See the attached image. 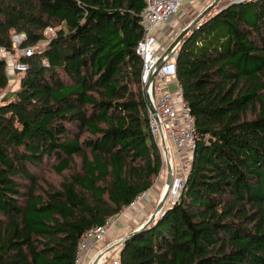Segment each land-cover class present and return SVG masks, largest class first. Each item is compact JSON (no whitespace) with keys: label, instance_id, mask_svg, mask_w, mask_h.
Segmentation results:
<instances>
[{"label":"trees","instance_id":"trees-1","mask_svg":"<svg viewBox=\"0 0 264 264\" xmlns=\"http://www.w3.org/2000/svg\"><path fill=\"white\" fill-rule=\"evenodd\" d=\"M145 4L0 0L2 46L59 28L0 107V264H75L81 236L159 175L135 52ZM175 66L198 133L192 164L120 264H264V0H220Z\"/></svg>","mask_w":264,"mask_h":264},{"label":"built area","instance_id":"built-area-1","mask_svg":"<svg viewBox=\"0 0 264 264\" xmlns=\"http://www.w3.org/2000/svg\"><path fill=\"white\" fill-rule=\"evenodd\" d=\"M183 2L184 0H146L141 14L143 33L135 47V52L142 61L141 87L147 103L149 100L155 110V113H152L148 108V120L151 134L156 140L162 156L160 172L164 171L165 174L168 172L167 157L170 166L171 183L167 189L168 200H165L164 206L157 213V217L162 216L166 209L178 199L192 164L194 149L198 140L194 118L188 103L183 98L180 84L178 83L179 88L174 92L161 87L162 83L176 77L175 61L180 42H175V39L180 31L177 30L172 33V38L168 44H162L153 34L158 27L167 25L179 13ZM198 24L199 22L196 27ZM58 29L57 26H45L42 30V40L34 45L25 44L27 37L24 32L11 34L10 48L0 45V61H4L2 65L7 78L6 85L0 86V107L5 103L7 95L18 88L16 86V82L17 85L19 84L18 74L27 68L25 59L42 50ZM148 191L149 189L142 192L121 213L123 214L128 208L133 207L142 198L148 200ZM165 204H167L166 208ZM118 216L108 218L103 225L96 226L81 236L77 246L75 264L92 263L93 257L104 247L86 260L90 247L95 243L106 241L107 235ZM113 264H120L119 256L114 258Z\"/></svg>","mask_w":264,"mask_h":264},{"label":"crops","instance_id":"crops-1","mask_svg":"<svg viewBox=\"0 0 264 264\" xmlns=\"http://www.w3.org/2000/svg\"><path fill=\"white\" fill-rule=\"evenodd\" d=\"M213 1L214 0H184L183 6L180 9L179 13L176 14L167 25H161L160 27H158L153 33L154 36L162 44H168L172 38V33L174 31L177 30L181 31L196 15H198L205 7H207ZM190 11L191 12L194 11L193 16H189L188 14H186L187 12L189 13ZM181 14H183L184 16H181ZM179 18H182V20L180 19L181 20L180 21ZM161 87L165 90L174 92L179 88V84L175 77L173 79H169L166 82L162 83ZM163 183L160 188L159 185L158 187L155 186L156 192L152 190L153 187L149 189L148 194H150V196L151 195L154 196L155 198L151 197L152 199L148 202V205L145 206L144 204L146 203H144L143 205L137 204V207L131 209L132 210L131 216H128V213L124 212L123 214L121 213L118 217H116V221L114 225L111 227L107 235L106 241L103 243L93 244L89 249V252L86 256V260L90 256H93V254L97 253L98 250L105 247L108 243H111L112 241L121 238L123 235L130 232L134 227L138 226L140 223L145 221L146 219L144 218V215L146 213H148L149 215L150 214L149 211H151L152 213L154 209H151V207L155 204L157 206L161 200L160 194L162 192ZM158 195H160V197L157 201L156 197ZM130 208H128L127 210H129ZM120 218H123V220L121 221ZM119 248L120 247L109 253L110 256L108 257L107 260L106 257H104L102 262L100 261L97 264H113L114 258H116V256H119Z\"/></svg>","mask_w":264,"mask_h":264},{"label":"water","instance_id":"water-1","mask_svg":"<svg viewBox=\"0 0 264 264\" xmlns=\"http://www.w3.org/2000/svg\"><path fill=\"white\" fill-rule=\"evenodd\" d=\"M220 0H214L212 3H210L207 7H205L198 15H196L179 33V35L177 36V38L175 39V42H181V40L183 39V37L192 29V27H194L198 22H200V20L211 10V8L218 3ZM3 60L0 61V64H3ZM148 108L152 113H155V110L152 108L151 104L149 103L148 100ZM162 144L164 145V142L162 141ZM166 163H167V167H168V172L166 174V180H165V184L166 187L164 188V190L161 193V200L158 203V205L155 207L154 211L148 216V218L143 221L142 223H140L138 226L134 227L130 232H128L127 234L123 235L121 238L116 239L114 241H112L111 243H109L108 245H106L102 251H100L99 253H97L92 260V264H97L100 261L102 262V260L104 259V257H106L107 254L111 253L112 251H114L115 249H117L118 247H120L125 241H127L128 239L132 238L134 235H136L138 232L142 231L144 228H146L153 220L156 219L157 217V213L160 212V210L162 209V207L164 206V202L165 199L167 197V192H168V187L171 183V175H170V166H169V160L168 157L166 158Z\"/></svg>","mask_w":264,"mask_h":264},{"label":"rangeland","instance_id":"rangeland-1","mask_svg":"<svg viewBox=\"0 0 264 264\" xmlns=\"http://www.w3.org/2000/svg\"><path fill=\"white\" fill-rule=\"evenodd\" d=\"M198 11V10H197ZM186 14H188L189 16H193V14H194V11L193 12H187ZM181 16H184L183 14H181ZM189 18V17H188ZM175 19V18H174ZM182 20V18H179V20ZM180 20V21H181ZM172 23V22H171ZM19 76V75H18ZM16 86H19V84L17 85V82H16ZM13 93H10V94H8L7 95V98H6V101H8L10 98H12L13 97ZM5 101V102H6ZM147 105H148V103H147ZM165 180H166V174H165V172L164 171H162V172H160L159 173V175L154 179V182H153V185H152V187H153V191L154 192H156V190H155V186L156 187H158V185H159V188L161 187V185H162V183H163V188H162V191L164 190V188H165V186H166V184H165ZM162 193V192H161ZM160 194V193H159ZM161 195V194H160ZM160 195H158L157 197H156V199H157V201H158V199H159V197H160ZM155 198L154 196H150V194H148V200L145 198V199H141V200H139L138 202H136L135 203V205H133V207L131 208V209H134L135 207H137V204H144V203H146V204H144L145 206L146 205H148V202L152 199V198ZM165 200H168V192H167V197H166V199ZM155 207H156V204L155 205H153L152 207H151V209H155ZM167 207V204H165V208ZM131 209H129V210H126L125 212H127L128 213V216H131L132 215V210ZM131 210V211H130ZM154 211V210H153ZM152 211V212H153ZM149 213L151 214V211H149ZM149 214V215H150ZM148 213H146L145 215H144V218L145 219H147L148 218ZM144 219V220H145ZM120 220L122 221L123 220V218H120ZM110 256V254L109 255H106V260L108 259V257Z\"/></svg>","mask_w":264,"mask_h":264},{"label":"bare ground","instance_id":"bare-ground-1","mask_svg":"<svg viewBox=\"0 0 264 264\" xmlns=\"http://www.w3.org/2000/svg\"><path fill=\"white\" fill-rule=\"evenodd\" d=\"M90 264H92V263H90Z\"/></svg>","mask_w":264,"mask_h":264}]
</instances>
